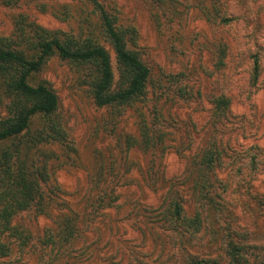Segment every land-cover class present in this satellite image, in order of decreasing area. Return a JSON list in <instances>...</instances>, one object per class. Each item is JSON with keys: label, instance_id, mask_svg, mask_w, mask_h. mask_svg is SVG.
I'll use <instances>...</instances> for the list:
<instances>
[{"label": "rangeland", "instance_id": "1", "mask_svg": "<svg viewBox=\"0 0 264 264\" xmlns=\"http://www.w3.org/2000/svg\"><path fill=\"white\" fill-rule=\"evenodd\" d=\"M99 1L137 32L129 45L151 69L147 98L99 107L83 72L48 61L37 79L59 96L67 141L47 146L42 208L15 215L24 234L3 236L4 264H189L187 255L228 264L230 243L248 264H264V0ZM32 24L75 37L93 31L118 83L92 1L0 0V36L16 38L20 25L31 33ZM221 96L230 101L224 115ZM9 103L0 87V116ZM213 143L221 165L211 221L180 237L162 227V213L177 195L195 215L196 161Z\"/></svg>", "mask_w": 264, "mask_h": 264}, {"label": "trees", "instance_id": "2", "mask_svg": "<svg viewBox=\"0 0 264 264\" xmlns=\"http://www.w3.org/2000/svg\"><path fill=\"white\" fill-rule=\"evenodd\" d=\"M90 1L99 14L102 35L117 56L120 76L116 85L110 53L93 36V31L75 37L32 24L31 33L20 25L16 38L0 36V87L10 99L7 115L0 116V264H4L3 258L11 250L3 236L8 233L23 238V231L12 223L15 215L32 206L42 208L43 186L49 179V156H52L47 148L67 141L59 113V96L46 80L37 79L48 61L57 56L83 72V80L99 107L143 103L147 98L151 69L129 45L136 42V30L121 27L118 16L99 0ZM219 62L223 61L219 59ZM229 103L226 97H218L215 108L220 115L227 112ZM142 131L146 136L145 146L149 147L151 127L145 123ZM220 154L213 143L205 150L202 160L196 161L199 170L195 180L198 203L195 215L189 217L175 195L162 213V227L184 237L198 233L205 218L211 221L213 209L207 206L214 201V184L220 180L216 169L221 165ZM225 253L228 264H248L236 245L230 243ZM184 260L189 264H216L214 259L196 255H187ZM134 264L143 263L137 258Z\"/></svg>", "mask_w": 264, "mask_h": 264}]
</instances>
